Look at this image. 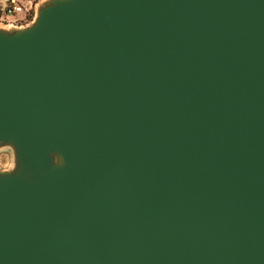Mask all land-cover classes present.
Segmentation results:
<instances>
[{
  "label": "water",
  "instance_id": "obj_1",
  "mask_svg": "<svg viewBox=\"0 0 264 264\" xmlns=\"http://www.w3.org/2000/svg\"><path fill=\"white\" fill-rule=\"evenodd\" d=\"M0 264H264V0H42L0 23Z\"/></svg>",
  "mask_w": 264,
  "mask_h": 264
},
{
  "label": "built area",
  "instance_id": "obj_2",
  "mask_svg": "<svg viewBox=\"0 0 264 264\" xmlns=\"http://www.w3.org/2000/svg\"><path fill=\"white\" fill-rule=\"evenodd\" d=\"M42 0H0V23L24 25L35 16Z\"/></svg>",
  "mask_w": 264,
  "mask_h": 264
},
{
  "label": "rangeland",
  "instance_id": "obj_3",
  "mask_svg": "<svg viewBox=\"0 0 264 264\" xmlns=\"http://www.w3.org/2000/svg\"><path fill=\"white\" fill-rule=\"evenodd\" d=\"M11 166V156L8 152L0 153V168L7 169Z\"/></svg>",
  "mask_w": 264,
  "mask_h": 264
}]
</instances>
